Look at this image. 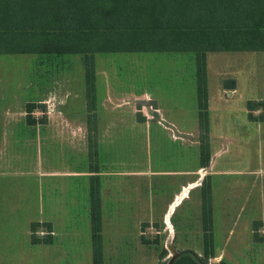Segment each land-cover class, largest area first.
Returning a JSON list of instances; mask_svg holds the SVG:
<instances>
[{
  "label": "rangeland",
  "instance_id": "1",
  "mask_svg": "<svg viewBox=\"0 0 264 264\" xmlns=\"http://www.w3.org/2000/svg\"><path fill=\"white\" fill-rule=\"evenodd\" d=\"M94 63L96 102H100L101 97L104 99L108 93L120 94L114 101L116 109H109L110 106L104 105L109 108L99 107V110L92 113L94 128L89 134L95 144L100 136V127L96 124L100 118L110 117L124 122L142 118L155 121L162 119L165 114L168 119L188 120L185 128L189 130L195 128L197 120L189 107L193 99L190 82L195 77L193 53H97ZM226 78L235 81V88H223L222 81ZM206 81L208 129L214 137H224L221 141L214 139L218 142L214 143V148L220 143L226 146L215 165L216 169L224 170H218L221 172L212 177V182L216 185L213 197L222 205L212 207L207 171L198 170V173L190 175L195 179L193 181L198 182V187L190 189L189 196L175 208L168 220L170 224L164 221L163 207H118L116 215L108 211L110 208H101L103 264H158L159 253L164 249L166 252L161 261L166 264L179 253L192 251L202 254V186L210 188L212 209L214 254L208 262L264 264V225L257 229L261 241H256L253 237V224L257 221L264 224V122H261L264 116V51L208 52ZM0 85L7 88L17 86L20 89L32 87L37 92L39 101L46 104L44 112L37 108L31 113L39 121L44 116V121L48 116L85 121V130L80 136L78 132L76 137L72 136L71 142L75 146H83L84 143L89 145L88 111L83 103L85 89L81 55L39 57L35 54H1ZM142 91H147L149 95L142 100L135 97L132 99L133 93ZM251 100H254L255 105L252 109H247V102ZM157 102L170 107V110H159ZM180 106L187 110H178ZM156 126L152 124L147 132L144 130V136L137 141L126 131L116 137L115 147L120 157L128 158L130 155L131 160L133 159L130 161L133 163L128 161L126 166L142 167L148 159H151L152 166L157 165L159 152L163 148L159 146L166 145L170 161L181 163L184 168L192 167L193 150L183 149L182 157L178 151L175 154L176 145L171 146L167 139H162L165 135ZM52 129L54 128L43 125L40 127V131H43L41 134L44 135L47 130ZM113 129L124 127L118 125ZM194 134L200 140L199 126ZM40 143L41 161L45 162L48 159L49 145L43 140ZM82 152L78 148L73 151L76 154ZM82 162L80 160L78 164L82 165ZM183 178L185 183L186 177ZM92 184L98 186V182L92 180L89 182V189ZM44 188L45 182L42 187L40 185L42 204L45 198ZM81 210H78L77 216L74 214L72 217L77 221L71 223L70 264H91L90 222L84 220Z\"/></svg>",
  "mask_w": 264,
  "mask_h": 264
},
{
  "label": "crops",
  "instance_id": "2",
  "mask_svg": "<svg viewBox=\"0 0 264 264\" xmlns=\"http://www.w3.org/2000/svg\"><path fill=\"white\" fill-rule=\"evenodd\" d=\"M190 85L193 99L189 107L197 120L194 129L185 128L188 120L168 119L165 114L162 119L155 121L142 118L124 122L122 119L116 121L110 117L100 118L96 123L100 127V136L93 156L88 154L86 143L75 146L71 142L72 136L76 137L77 132L79 136L83 133L85 121L48 116L43 123L32 114L35 120L28 123L25 105L28 102H40L37 92L30 86L20 89L17 86L7 88L0 85V264H70L71 223L77 221L72 217L74 214L77 216L82 209L81 216L86 222L89 221V182L92 180L98 182L101 208H110L108 211L111 214L116 215L118 207H163L164 221L169 223L175 208L189 196L190 189L198 187V182L193 181L195 179L190 175L198 173V170H206L210 179L212 207L221 206L213 197L216 185L212 182V177L221 172L218 170H224L216 169L215 165L226 146L220 143L214 148V139L221 141L224 137L216 138L208 130L209 159L207 165L202 166L200 140L194 134L198 131L194 79ZM119 95L108 93L105 96L107 98L101 97L100 102L95 104V112L99 107L109 108L104 105L110 106L109 109H116L114 101ZM147 95V91L135 92L132 99L135 97L142 100ZM83 103L87 109L86 100ZM157 105L161 111L170 110V107L161 102H157ZM49 106L48 109H51ZM185 108L180 106L178 110H187ZM152 124L157 125L165 135L162 139H167L171 146L176 145L175 154L178 151L181 155L183 149L193 150L192 167L184 168L181 163L170 161L166 145L159 146L163 148L159 152L157 165L152 166L151 159H148L142 167L126 166V162L133 159L131 160L130 155L128 158L120 157L114 140L126 131L137 141L144 136L142 132H147ZM42 125L54 129L47 130L44 135L40 131ZM118 125L124 129H113ZM190 132L192 135H189ZM40 140L49 145L48 159L45 162L40 157ZM77 148L83 150L82 154L73 153ZM80 160H83L82 165L78 164ZM183 176L186 177L185 183ZM44 182L45 191H42L45 198L42 204L40 185L42 187ZM217 199L219 200L218 197ZM32 224H38L34 231ZM32 234L40 239L47 237L49 241L32 242Z\"/></svg>",
  "mask_w": 264,
  "mask_h": 264
},
{
  "label": "trees",
  "instance_id": "3",
  "mask_svg": "<svg viewBox=\"0 0 264 264\" xmlns=\"http://www.w3.org/2000/svg\"><path fill=\"white\" fill-rule=\"evenodd\" d=\"M214 51H264V0H0V55L82 56L90 156L95 153V142L89 134L94 128L96 104L95 54L190 52L195 63L200 164L207 165L206 54ZM253 101L247 102V109H252ZM36 107L45 111L42 102L26 103L28 123L35 120L31 113ZM209 189L202 186V254L179 253L169 264H212L208 262L214 254ZM89 197L91 264H103L96 184L91 185ZM262 225L260 221L253 224L256 241L262 239L257 235ZM41 241L49 239L32 234V242ZM165 252L159 253L158 264H166L161 261Z\"/></svg>",
  "mask_w": 264,
  "mask_h": 264
},
{
  "label": "water",
  "instance_id": "4",
  "mask_svg": "<svg viewBox=\"0 0 264 264\" xmlns=\"http://www.w3.org/2000/svg\"><path fill=\"white\" fill-rule=\"evenodd\" d=\"M222 86L226 90L233 89V88H235V81L233 79H230V78L223 79Z\"/></svg>",
  "mask_w": 264,
  "mask_h": 264
},
{
  "label": "bare ground",
  "instance_id": "5",
  "mask_svg": "<svg viewBox=\"0 0 264 264\" xmlns=\"http://www.w3.org/2000/svg\"><path fill=\"white\" fill-rule=\"evenodd\" d=\"M169 224V223H168ZM169 226V225H168Z\"/></svg>",
  "mask_w": 264,
  "mask_h": 264
}]
</instances>
